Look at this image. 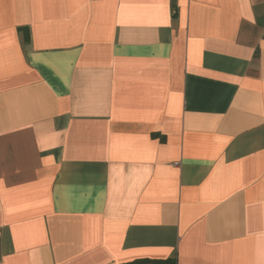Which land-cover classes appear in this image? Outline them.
Here are the masks:
<instances>
[{
    "label": "crops",
    "instance_id": "0c3cea01",
    "mask_svg": "<svg viewBox=\"0 0 264 264\" xmlns=\"http://www.w3.org/2000/svg\"><path fill=\"white\" fill-rule=\"evenodd\" d=\"M0 264H264V0H0Z\"/></svg>",
    "mask_w": 264,
    "mask_h": 264
},
{
    "label": "trees",
    "instance_id": "16d2710c",
    "mask_svg": "<svg viewBox=\"0 0 264 264\" xmlns=\"http://www.w3.org/2000/svg\"><path fill=\"white\" fill-rule=\"evenodd\" d=\"M23 31H24V34H25V36H24V38H25V40H29V33L27 32V30H24V29H22Z\"/></svg>",
    "mask_w": 264,
    "mask_h": 264
}]
</instances>
